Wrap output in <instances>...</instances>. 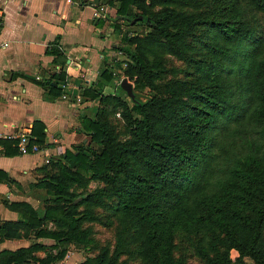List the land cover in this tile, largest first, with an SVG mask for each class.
<instances>
[{
  "label": "trees",
  "instance_id": "trees-1",
  "mask_svg": "<svg viewBox=\"0 0 264 264\" xmlns=\"http://www.w3.org/2000/svg\"><path fill=\"white\" fill-rule=\"evenodd\" d=\"M116 14L146 25L120 35L134 96L119 83L94 90L88 140L47 160L42 212L17 202L22 216L0 221V238L35 227L59 245L47 259L70 242L88 247L74 264H264V0H119ZM47 51L61 55L56 41ZM37 127L27 149L43 140ZM17 139L0 137L5 153ZM94 223L111 236L96 243ZM28 251L1 249L0 264Z\"/></svg>",
  "mask_w": 264,
  "mask_h": 264
},
{
  "label": "crops",
  "instance_id": "crops-1",
  "mask_svg": "<svg viewBox=\"0 0 264 264\" xmlns=\"http://www.w3.org/2000/svg\"><path fill=\"white\" fill-rule=\"evenodd\" d=\"M118 4L119 0H0V137L24 135L26 141L35 136L34 121L41 122V129H36L43 132L36 149L17 146L16 152L5 153L0 142V221L21 218L24 206L17 202L42 212L48 196L36 185L42 166L88 140L81 120L93 117L99 106L94 90L113 92L124 76L125 55L119 44L125 23L116 14ZM54 41L61 51L58 60L47 51ZM60 69L64 76L56 75ZM18 247H29L21 264H74L86 255L70 242L61 256L47 259L59 245L53 237L36 233L35 227L0 238V250Z\"/></svg>",
  "mask_w": 264,
  "mask_h": 264
},
{
  "label": "rangeland",
  "instance_id": "rangeland-1",
  "mask_svg": "<svg viewBox=\"0 0 264 264\" xmlns=\"http://www.w3.org/2000/svg\"><path fill=\"white\" fill-rule=\"evenodd\" d=\"M125 26L122 28L121 33L123 32H131V31H137V30H142L146 27L145 23L143 21H138L136 24H133V25H129L127 24V21L125 22ZM166 63L167 65H173L175 66L177 69H176V72L179 74V75H183V69L186 67L185 63L179 59V58H175V57H172V56H168L167 60H166ZM170 74L167 73L166 76H169ZM132 89L134 90V88L132 87ZM135 91L138 93V95L142 98H145V96L147 97L149 95V93L151 92V90H149V88L147 87H142V88H135ZM125 92V91H124ZM126 96L129 97L128 94H126ZM116 115H119V114H116ZM116 130H119V132L122 130L121 126L117 125L115 126ZM94 184V181H90L89 182V186H93ZM93 227H94V233H93V236H94V239L96 241V243H99L100 240H103V239H106L108 237L111 236V228H103L101 227L100 225L98 224H93ZM95 244V243H94ZM96 245V244H95ZM81 248L84 249V251L87 253L88 251V247L86 246H80ZM94 251V250H92ZM236 250L235 249H230V256H231V259L233 260L234 257L236 256ZM131 264H135L133 260H129ZM245 262V264H248L249 262H251V259L246 257L244 258L243 260ZM189 264H203L202 260L200 258H197V257H191L190 260H189ZM231 264H240V263H237V262H234L232 261Z\"/></svg>",
  "mask_w": 264,
  "mask_h": 264
},
{
  "label": "water",
  "instance_id": "water-1",
  "mask_svg": "<svg viewBox=\"0 0 264 264\" xmlns=\"http://www.w3.org/2000/svg\"><path fill=\"white\" fill-rule=\"evenodd\" d=\"M141 14L138 13L137 15L130 18L129 22L132 23L135 19L141 18ZM120 87L125 91L126 94H128L130 97L134 96V92L132 90V84L131 82L126 78V76H122L119 80ZM78 196L74 199H77Z\"/></svg>",
  "mask_w": 264,
  "mask_h": 264
},
{
  "label": "built area",
  "instance_id": "built-area-1",
  "mask_svg": "<svg viewBox=\"0 0 264 264\" xmlns=\"http://www.w3.org/2000/svg\"><path fill=\"white\" fill-rule=\"evenodd\" d=\"M2 17H3V15H2V9H1V6H0V23H1V21H2ZM3 43L6 44V42H3ZM75 99H76V100H79L80 97H79V96H76ZM116 114H118V112H116ZM17 138H18V140H17V146H18V148H19L20 150H27V148H26V146H25V142H26V141H25V136H24V135H20V136H18ZM36 148H37L36 143H32V144L30 145V149H36ZM67 254H68V252L65 253V255H67Z\"/></svg>",
  "mask_w": 264,
  "mask_h": 264
}]
</instances>
